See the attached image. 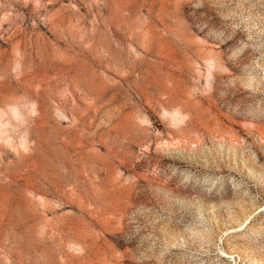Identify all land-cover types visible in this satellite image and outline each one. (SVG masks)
<instances>
[{"label":"rangeland","instance_id":"374dc122","mask_svg":"<svg viewBox=\"0 0 264 264\" xmlns=\"http://www.w3.org/2000/svg\"><path fill=\"white\" fill-rule=\"evenodd\" d=\"M0 264H264V0H0Z\"/></svg>","mask_w":264,"mask_h":264}]
</instances>
